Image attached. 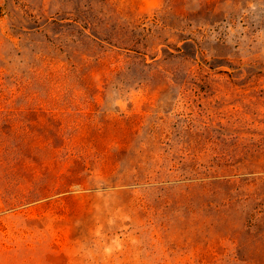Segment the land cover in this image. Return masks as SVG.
Returning a JSON list of instances; mask_svg holds the SVG:
<instances>
[{"label": "rangeland", "instance_id": "374dc122", "mask_svg": "<svg viewBox=\"0 0 264 264\" xmlns=\"http://www.w3.org/2000/svg\"><path fill=\"white\" fill-rule=\"evenodd\" d=\"M0 264H264V0H0Z\"/></svg>", "mask_w": 264, "mask_h": 264}]
</instances>
